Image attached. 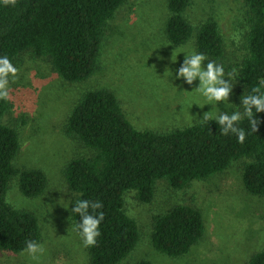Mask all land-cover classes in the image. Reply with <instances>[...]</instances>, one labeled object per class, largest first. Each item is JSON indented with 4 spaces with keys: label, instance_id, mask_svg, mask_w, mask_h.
<instances>
[{
    "label": "trees",
    "instance_id": "obj_1",
    "mask_svg": "<svg viewBox=\"0 0 264 264\" xmlns=\"http://www.w3.org/2000/svg\"><path fill=\"white\" fill-rule=\"evenodd\" d=\"M243 1L249 28L239 81L246 95L264 94V0ZM127 2L0 0V57L6 56L14 65L19 56L31 53L47 58L65 81L84 82L97 72L106 29ZM191 4L192 0H168L167 40L182 46L195 38L196 51L206 56V63L220 64L226 50L219 25L209 18L195 29L187 15ZM8 109L6 96L0 97V251L16 254L25 253L28 241L41 245L43 231L35 213L10 204V185L19 177L22 195L36 198L45 193L48 177L40 169L15 166L21 142L17 129L2 123ZM256 118V132L247 117L239 122L246 131L243 143L234 134H221L214 119L166 131L141 130L129 120L112 90L100 88L83 94L68 118L67 132L90 154L69 163L65 180L76 194L74 203L85 199L102 204L95 211L89 209L93 215L103 213L100 235L88 247L89 264H121L138 246L140 227L125 205L129 191H136L138 200L149 204L159 181L183 190L242 161L244 187L264 197V112ZM71 219L79 234V215L71 211ZM205 233L202 212L188 204L153 217V247L173 258L188 254ZM137 264L153 263L143 260ZM246 264H264V248Z\"/></svg>",
    "mask_w": 264,
    "mask_h": 264
},
{
    "label": "rangeland",
    "instance_id": "obj_2",
    "mask_svg": "<svg viewBox=\"0 0 264 264\" xmlns=\"http://www.w3.org/2000/svg\"><path fill=\"white\" fill-rule=\"evenodd\" d=\"M167 3L128 0L106 29L97 72L84 82L65 81L47 58L31 53L22 54L13 65L15 74L6 77L9 109L2 123L19 133L21 147L15 166L44 171L48 187L43 195L26 198L17 177L10 185L8 201L14 208L38 216L44 252L33 258L27 253L0 251V264H89L88 247L71 219L73 204L69 203H74L76 194L65 180L69 163L90 154L67 132L68 118L87 91L105 88L115 92L129 120L141 130L194 125L206 112L215 119L221 111H243L239 105L246 93L238 71L246 54L249 28L244 1L192 0L187 11L195 29L209 18L217 21L226 50L220 64L226 73L236 74L228 101L217 106L205 105L196 89L198 80L187 85L174 79L183 53L197 51L195 38L182 46L167 40ZM242 167V161L235 162L228 170L183 190L159 181L149 204L141 203L136 191L127 192L126 210L137 220L141 239L121 264L143 260L153 264H246L264 248V197L246 190ZM178 204L202 212L206 233L188 254L173 258L153 247V217Z\"/></svg>",
    "mask_w": 264,
    "mask_h": 264
},
{
    "label": "clouds",
    "instance_id": "obj_3",
    "mask_svg": "<svg viewBox=\"0 0 264 264\" xmlns=\"http://www.w3.org/2000/svg\"><path fill=\"white\" fill-rule=\"evenodd\" d=\"M183 54V63L176 70L174 79L182 80L187 85H192L194 81L198 80L199 84L196 89L205 98V105L217 106L219 102L228 101L234 85L232 81L235 79L236 74L234 72L226 73L224 66L214 61L204 63L206 56L203 53L192 51L184 52ZM15 72L16 68L9 59L6 56L0 57V97L7 95L6 91H4L7 84V75L9 73L15 74ZM253 93H256L255 89ZM239 106L243 109L242 112L237 110L231 112L221 111L215 115L214 121L220 127L221 134H234L237 141L243 143L246 138V131L239 127L238 124L243 118L247 117L252 131L256 132L258 124L256 114L264 112V94L245 95L241 98ZM254 113L255 118H253ZM211 119L212 116L206 112L203 118L197 120L201 123H206ZM69 204H74L71 211L80 217L76 228L83 239L84 245L86 247L95 245L96 239L100 235L99 226L103 220V213L100 212L97 215H93L89 213V209L91 208L95 211L100 209L102 204L99 201L91 202L85 199ZM24 252L36 258L44 252V249L35 241H28Z\"/></svg>",
    "mask_w": 264,
    "mask_h": 264
}]
</instances>
